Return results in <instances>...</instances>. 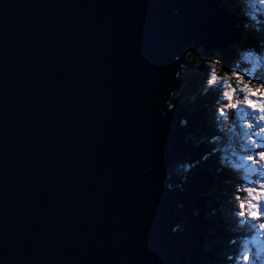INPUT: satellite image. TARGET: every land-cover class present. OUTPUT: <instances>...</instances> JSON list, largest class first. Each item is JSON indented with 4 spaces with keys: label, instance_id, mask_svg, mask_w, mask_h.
I'll return each mask as SVG.
<instances>
[{
    "label": "water",
    "instance_id": "95a60500",
    "mask_svg": "<svg viewBox=\"0 0 264 264\" xmlns=\"http://www.w3.org/2000/svg\"><path fill=\"white\" fill-rule=\"evenodd\" d=\"M241 39L216 0H0V264H210L212 222L192 211L212 180L154 187L161 166L199 150L184 143L183 108L159 117L167 89L144 72L171 88L185 42Z\"/></svg>",
    "mask_w": 264,
    "mask_h": 264
},
{
    "label": "clouds",
    "instance_id": "9594fccd",
    "mask_svg": "<svg viewBox=\"0 0 264 264\" xmlns=\"http://www.w3.org/2000/svg\"><path fill=\"white\" fill-rule=\"evenodd\" d=\"M216 6L234 17L243 39L211 50L195 40L185 42L167 70L173 81L181 82L178 87L168 88L167 75L155 79L159 76L155 68L144 72L167 89V98L158 108L161 119L175 112L179 102L190 112L199 111L203 121L184 137L198 154L186 153L166 170L161 166L163 175L154 187L183 192L196 175L207 172L212 183L201 197L203 218L212 226L202 247L215 253L211 264H264V0H216ZM104 27L110 29L111 22ZM61 38L57 31L55 39ZM40 43L51 46L47 33ZM66 59L70 61L71 55ZM155 104L152 100L148 107ZM179 124L186 127L187 118ZM88 139L91 143L92 137ZM151 170L149 165L144 172ZM155 203L149 201L147 208ZM200 215L201 209L196 208L193 216ZM184 230L183 220L171 228L177 234ZM11 239L16 243L15 236ZM119 264H131L129 255L120 256Z\"/></svg>",
    "mask_w": 264,
    "mask_h": 264
},
{
    "label": "trees",
    "instance_id": "16d2710c",
    "mask_svg": "<svg viewBox=\"0 0 264 264\" xmlns=\"http://www.w3.org/2000/svg\"><path fill=\"white\" fill-rule=\"evenodd\" d=\"M229 44H232V43L229 42V43L226 45V47H227ZM226 47H225V48H226ZM197 154H198V153H197ZM210 179H211V178H210Z\"/></svg>",
    "mask_w": 264,
    "mask_h": 264
},
{
    "label": "rangeland",
    "instance_id": "374dc122",
    "mask_svg": "<svg viewBox=\"0 0 264 264\" xmlns=\"http://www.w3.org/2000/svg\"><path fill=\"white\" fill-rule=\"evenodd\" d=\"M197 153H198V151L196 152V154H197ZM196 154H195V155H196Z\"/></svg>",
    "mask_w": 264,
    "mask_h": 264
}]
</instances>
